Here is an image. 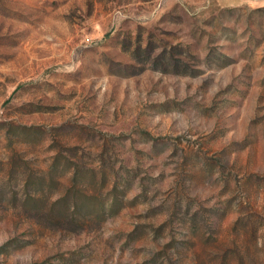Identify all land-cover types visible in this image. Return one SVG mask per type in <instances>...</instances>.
Wrapping results in <instances>:
<instances>
[{
	"label": "rangeland",
	"instance_id": "obj_1",
	"mask_svg": "<svg viewBox=\"0 0 264 264\" xmlns=\"http://www.w3.org/2000/svg\"><path fill=\"white\" fill-rule=\"evenodd\" d=\"M0 264H264V0H0Z\"/></svg>",
	"mask_w": 264,
	"mask_h": 264
}]
</instances>
